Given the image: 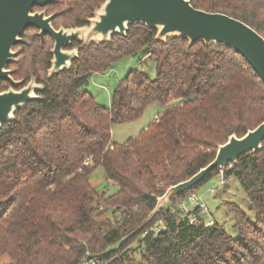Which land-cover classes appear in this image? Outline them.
Wrapping results in <instances>:
<instances>
[{"label":"trees","instance_id":"trees-1","mask_svg":"<svg viewBox=\"0 0 264 264\" xmlns=\"http://www.w3.org/2000/svg\"><path fill=\"white\" fill-rule=\"evenodd\" d=\"M101 1L56 0L42 10L60 11L55 27L81 26ZM190 2L240 19L264 37V0ZM155 31L136 23L106 42L75 40L78 55L51 76L50 36L22 33L8 68L22 84L34 75L42 88L0 128V255L12 264H80L83 257L102 264H264V139L258 151L223 168L225 177H236L256 215L250 219L236 204H226L237 237L215 222L205 225L199 208L193 224L179 209L171 212L201 182L171 196L147 219L169 185L210 162L231 133L241 136L264 120V83L240 54L177 36L153 41ZM126 56L152 58L154 76L130 69L109 105L99 104L85 89L89 76ZM7 85L2 81L0 89ZM154 104L163 109L146 128L112 141L113 124L133 123ZM97 165L117 185L115 192L90 184ZM157 220L164 227L145 233Z\"/></svg>","mask_w":264,"mask_h":264},{"label":"water","instance_id":"water-1","mask_svg":"<svg viewBox=\"0 0 264 264\" xmlns=\"http://www.w3.org/2000/svg\"><path fill=\"white\" fill-rule=\"evenodd\" d=\"M56 0H0V83L9 86L0 89V128L14 118V112L34 99L36 90L42 88L31 77L25 84L12 76L8 64L15 60L14 46L22 41V33L35 27L42 38L48 34L53 45L47 76L69 68L78 55L77 47L65 48L73 40L85 44L106 42L113 34L125 35L129 24L141 23L155 29L153 41H165L168 36L186 38L189 44L201 41L205 44L223 45L240 54L264 83V37L247 23L222 12L206 11L194 7L190 0H104L87 24L72 28L62 25L55 28L52 19L56 12L32 10ZM264 139V120L248 129L243 135L231 133L227 140L217 145L214 158L188 178L171 184L159 196L148 212L151 219L173 195H180L196 187L213 169H222L236 162L248 151H258Z\"/></svg>","mask_w":264,"mask_h":264},{"label":"rangeland","instance_id":"rangeland-1","mask_svg":"<svg viewBox=\"0 0 264 264\" xmlns=\"http://www.w3.org/2000/svg\"><path fill=\"white\" fill-rule=\"evenodd\" d=\"M103 2L104 0L94 5L91 16L94 15L95 11L100 8ZM63 6L66 5L62 4L61 7L63 8ZM59 26H61V24H59ZM72 27L74 26H67V28ZM138 56H126L119 60L112 68H109L104 72H95L91 74L85 84V89L94 97L96 102L104 106H108L113 89L130 69L136 68L144 70L151 76H154V60L149 56L142 58ZM38 71L42 73L41 69ZM8 86L9 85L5 88ZM162 109L163 108L160 105H149L139 120L127 124H113L111 126L112 141L121 143L128 137L136 136L143 128H146V126L159 112L162 111ZM220 174V170H218V172L214 173L210 178L201 182L192 192L198 195V201H203L206 206L199 211V215H203L204 219L211 220L212 223L210 225L214 222L217 223L227 233L235 238L238 236V230L235 226L234 218L231 216L226 204H236L248 215L250 219L254 220L256 215L249 209L246 194L236 177L234 175L224 176L223 183H220ZM88 180L97 191H105L106 194H111L117 189V185H113L108 182L100 165H97L92 169L88 175ZM210 188H213L212 192L210 191ZM192 192H189L188 194ZM188 194L173 203V207L178 209L180 201H182L183 204H188ZM103 216H109L108 211H106ZM161 222V220H157L151 226L155 224L159 225ZM205 222L206 220H204V223ZM0 264H12L6 253L0 255Z\"/></svg>","mask_w":264,"mask_h":264},{"label":"built area","instance_id":"built-area-1","mask_svg":"<svg viewBox=\"0 0 264 264\" xmlns=\"http://www.w3.org/2000/svg\"><path fill=\"white\" fill-rule=\"evenodd\" d=\"M84 164H88V161H84ZM220 170V183H223L224 180V175H223V170ZM210 191H213V188H210ZM187 201L189 202L188 204H183L182 201H180V203L178 204L179 206V210L181 211V213L187 218L189 223H196L198 220L196 214H195V209L196 208H204L206 207L203 201H198V195H196L195 193H190L187 195ZM171 212H173L175 210L174 207H172ZM212 223L211 220H206L205 225H210ZM164 227L163 222H161V224L157 225H153L151 226L149 229H147L145 231H152L153 233H156L158 231H160L162 228ZM80 264H102V263H97L94 259L92 258H88V257H83L82 260L80 261Z\"/></svg>","mask_w":264,"mask_h":264},{"label":"flooded vegetation","instance_id":"flooded-vegetation-1","mask_svg":"<svg viewBox=\"0 0 264 264\" xmlns=\"http://www.w3.org/2000/svg\"><path fill=\"white\" fill-rule=\"evenodd\" d=\"M53 3V2H52ZM49 4V3H48ZM42 7H44V6H41V7H39V6H33L32 7V10H42L43 8ZM53 12H56L57 13V15L52 19V25H53V21H54V19L60 14V11L59 10H52V11H46L45 10V13L46 14H50V13H53ZM62 25V24H61ZM63 26V25H62ZM53 27H55L54 25H53ZM57 27H59V25L57 26ZM57 27H55V28H57ZM67 27V26H66ZM25 31H28V32H31V31H34L35 33H37V31H38V29H36L35 27H32V28H28V29H26ZM45 35H47V36H49L48 34H45ZM51 38V37H50ZM52 39V38H51ZM73 41H75V40H73ZM72 41V42H73ZM71 42V43H72ZM70 43V45H68V46H65V48H67V49H69V48H72L73 46H72V44ZM52 45H53V40H52ZM52 47V46H51ZM14 48H15V46H14ZM13 48V49H14ZM51 49V48H50ZM14 50H16V49H14ZM50 55H51V53H50ZM50 59H51V57H50ZM50 59H49V64H50ZM13 71V70H12ZM13 73V72H12ZM46 73H47V69H46ZM31 77H34V79H35V76L34 75H31L30 76V78ZM14 78V77H13ZM29 78V79H30ZM36 81V80H35ZM23 82V81H22Z\"/></svg>","mask_w":264,"mask_h":264},{"label":"crops","instance_id":"crops-1","mask_svg":"<svg viewBox=\"0 0 264 264\" xmlns=\"http://www.w3.org/2000/svg\"><path fill=\"white\" fill-rule=\"evenodd\" d=\"M109 105V104H108Z\"/></svg>","mask_w":264,"mask_h":264}]
</instances>
